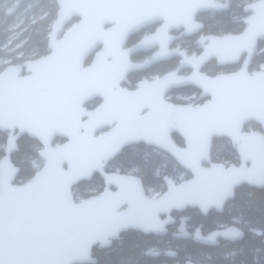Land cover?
<instances>
[{
  "label": "snow or ice",
  "instance_id": "snow-or-ice-1",
  "mask_svg": "<svg viewBox=\"0 0 264 264\" xmlns=\"http://www.w3.org/2000/svg\"><path fill=\"white\" fill-rule=\"evenodd\" d=\"M59 4L0 64V264H141L186 208H227L194 241L264 264V0Z\"/></svg>",
  "mask_w": 264,
  "mask_h": 264
},
{
  "label": "trees",
  "instance_id": "trees-1",
  "mask_svg": "<svg viewBox=\"0 0 264 264\" xmlns=\"http://www.w3.org/2000/svg\"><path fill=\"white\" fill-rule=\"evenodd\" d=\"M2 7H4V0H0L1 12ZM24 8H26V11L21 13L22 16H29L33 13L37 14L38 17L44 14V17L41 21L37 22L36 29L33 28L31 31H25L23 35L28 33V36L25 38L8 39L5 37V33L9 31L8 28L0 26V60L12 59L14 63L21 62L35 54H39L47 42L50 27L55 20L58 8L56 1L23 0L20 11ZM16 51L20 52L21 57H17ZM232 214L235 213L233 212ZM179 215H184L188 219L186 225L189 227L190 232L199 227L200 231L206 234L216 227L218 223L227 219L229 210L226 208L223 213L209 212L207 215H204L197 209L187 208ZM140 244L141 246L136 249V256L141 261V264H161L165 260L170 261V259L162 255L155 257L144 255L147 249L155 244V240H152V238L145 237L143 240L140 239ZM156 244L159 248L168 246L174 249L176 253H179L180 256L178 257L180 259L189 258L198 264H233L234 258L231 253L236 250L234 246L226 244L223 241L218 242L217 245H203L192 240L184 241L172 238L169 242H158ZM218 254H221L222 258H219Z\"/></svg>",
  "mask_w": 264,
  "mask_h": 264
},
{
  "label": "flooded vegetation",
  "instance_id": "flooded-vegetation-1",
  "mask_svg": "<svg viewBox=\"0 0 264 264\" xmlns=\"http://www.w3.org/2000/svg\"><path fill=\"white\" fill-rule=\"evenodd\" d=\"M22 3H23V0H4V7H2V12L0 11V26L8 28L9 31L5 33V37L8 39H14V38H19V37L25 38L26 36H28V33H26V35H23L25 33V31L26 30L31 31L33 28L36 29L37 28V25H36L37 22L41 21V19L44 17V14H41L38 17L37 14H33V13L29 16H22L21 13L26 11V8H24L22 11H20ZM232 3L235 4L236 0H232ZM57 10H58V8H57ZM56 13H57V11H56ZM203 20H204L205 24L214 23V21L207 14L204 16ZM52 25H51V27H52ZM51 27H50V31H51ZM7 28H6V30H7ZM50 31H49V34H50ZM49 34H48V36H49ZM47 39H48V37H47ZM177 43H180L182 46H186L188 44V40L186 38H180V39H178ZM16 54L18 55L17 57H21L20 52L16 51ZM150 54H151L150 52H143L140 54L138 59H142L143 57L148 56ZM257 58L264 60V49L258 50ZM9 60H12V59H9ZM5 61H8V60L7 59L0 60V63L2 64ZM22 61L17 62V63H22ZM166 66L167 65H165V64L152 65V66L148 67L143 74H151V73L163 71ZM217 147L219 148L220 146L217 145ZM184 211L185 210H183L181 212L174 211L170 214L173 221H172V223L167 224L165 226L166 231L164 234H156V235L147 236V238H149V239L152 238V240H155V244L150 248L155 249L158 252V255H156V256L162 255V256L170 259V261L165 260L161 264H174V263L184 264V262L189 259V258L180 259V257H178V256H180L179 253L178 252L176 253V251L174 249H172L168 246L165 248H159V246L156 244L158 242H161V243L169 242L172 238H178V239H181L184 241L192 240L193 242H196L193 239V235L198 229L200 230V228L197 227L194 229L195 231L193 230L192 232H190L189 227L185 225L186 222L188 221V219L184 215H179L180 213H182ZM182 220L184 222V230L188 234L187 236H184L179 231ZM144 238L145 237H141L140 239L143 240ZM196 243H199V242H196ZM168 252H172V253H174V255L169 256L166 254Z\"/></svg>",
  "mask_w": 264,
  "mask_h": 264
},
{
  "label": "water",
  "instance_id": "water-1",
  "mask_svg": "<svg viewBox=\"0 0 264 264\" xmlns=\"http://www.w3.org/2000/svg\"><path fill=\"white\" fill-rule=\"evenodd\" d=\"M56 4H57V6H58V10H57V13H56V18H55V20H54V22L59 18V16L61 15V7H60V4H59V0H56ZM54 22H53V25H52V27H51V31H50V33L52 32V29H53V26H54ZM62 34V33H61ZM50 35V34H49ZM49 37V36H48ZM183 210H185V209H183ZM183 210H180V211H177V212H181V211H183ZM172 221H173V219H172V217H171V222L170 223H172ZM170 223H168V224H170ZM167 225V224H166ZM165 225V226H166ZM165 231H166V229H165ZM165 233V232H164ZM164 233H161V234H164ZM174 264H178V263H174ZM184 264H198V263H196L195 261H193V260H191V259H188V260H186L185 262H184Z\"/></svg>",
  "mask_w": 264,
  "mask_h": 264
},
{
  "label": "rangeland",
  "instance_id": "rangeland-1",
  "mask_svg": "<svg viewBox=\"0 0 264 264\" xmlns=\"http://www.w3.org/2000/svg\"><path fill=\"white\" fill-rule=\"evenodd\" d=\"M186 220V219H185ZM186 225V224H185ZM187 226V225H186ZM179 231H180V228H179ZM195 231V230H194Z\"/></svg>",
  "mask_w": 264,
  "mask_h": 264
}]
</instances>
